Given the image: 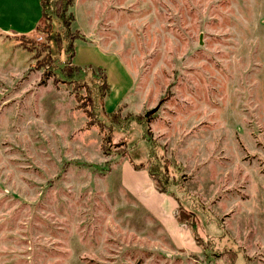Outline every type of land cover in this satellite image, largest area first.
I'll list each match as a JSON object with an SVG mask.
<instances>
[{"label": "rangeland", "instance_id": "1", "mask_svg": "<svg viewBox=\"0 0 264 264\" xmlns=\"http://www.w3.org/2000/svg\"><path fill=\"white\" fill-rule=\"evenodd\" d=\"M68 1L33 35L0 33V264H264V0H74L67 31ZM73 35L134 77L123 95L110 66L113 117L103 77L71 73ZM126 156L204 241L226 237L177 248L123 187Z\"/></svg>", "mask_w": 264, "mask_h": 264}, {"label": "crops", "instance_id": "2", "mask_svg": "<svg viewBox=\"0 0 264 264\" xmlns=\"http://www.w3.org/2000/svg\"><path fill=\"white\" fill-rule=\"evenodd\" d=\"M6 5L0 4V33L14 34L17 36L33 35L43 22V11L41 0H6ZM88 61H79L80 53ZM75 64H92L107 69V81L111 88L110 95L106 99L111 101L113 86L120 84L119 80L111 78L110 66L114 65L115 74L123 76L128 85L123 90V95L133 88L134 77L116 54L108 53L101 45L91 41L88 45L79 44L73 59ZM121 82L123 80L121 79ZM132 86V87H131ZM117 88V87H116ZM119 89L121 87H118ZM133 90V89H131ZM116 107V106H115ZM116 107L115 109H117ZM113 109V108H111ZM114 109V110H115ZM113 110V111H114ZM128 159L124 158L120 167L119 175L121 183L126 191L132 195L137 202L155 219H157L174 245L185 252L197 254L200 248L190 228L184 227L181 222L185 221L181 211L176 215L179 204L175 198L158 190L156 182L152 179L147 168H135L129 165ZM125 171L131 173L128 181H125ZM197 249V250H196Z\"/></svg>", "mask_w": 264, "mask_h": 264}, {"label": "trees", "instance_id": "3", "mask_svg": "<svg viewBox=\"0 0 264 264\" xmlns=\"http://www.w3.org/2000/svg\"><path fill=\"white\" fill-rule=\"evenodd\" d=\"M47 1L48 0H41V2H42V11H43V19H47V23H48V22H50V18H49V15L47 13ZM73 1L74 0H69L67 2V6L71 9V11H69L68 8H65L63 10L62 15L60 16V18L62 19L63 28H65L67 31L75 23V15H74V12H72ZM39 29H40V27L37 29V31H41ZM73 37H74V40H72L70 43L68 42V50L71 51V55H70V59L69 60H70V63L74 66V72H71V73L75 74V70L80 71L81 69H84V70H90V71H93V72H97L103 77L104 85L106 87V91L103 94V102H102L101 106L103 107L102 108L103 114H108V115H111L113 117L116 113H118L116 111H119L120 107H118L115 110V112H113V113L112 112L111 113H107L106 112L105 102H106V99L108 98V96L110 95V91H111L110 85L108 84V81H107V71L105 69H103V68H100V67H93L92 65H90V66H79V65L74 64L73 63V58L75 56L76 46L79 45V44H87L89 41L86 40V38L81 36V35H73ZM49 47H50V45L47 43V45L45 46V49L49 50ZM85 113L88 115V117H91V112L90 111H86ZM124 158L130 159L133 162V166L135 168H137V169H139V168H147L144 165V163L140 162L137 158H134L136 160H134L130 156H126ZM147 169H148L149 174L151 175L152 179L156 182V180L154 178L155 174L152 171V169L151 168H147ZM157 188L162 193L167 192L163 188H159L158 186H157ZM167 194L171 195L173 198H175L177 200V202L179 204V207L176 210V215H178V212L182 211V209H183L181 200L178 197L174 196L173 193H169L168 192ZM191 219L192 220H190V221L189 220L188 221H183L181 223H182V225L184 227L190 228V230H191V232H192L197 244L201 247V249L204 252H205L206 249H208V247L210 245L216 246L217 245V241H219L218 239H223L222 237L225 236V235H222L220 237L215 238V236H209L208 234H206L207 236H205L206 238H204L206 240L204 241L203 238L200 237L199 226L197 227V224H196L197 221L195 220V217L193 216V214H192V218ZM220 254H215L214 253V255L219 256L218 258H221L222 254L221 255ZM193 255L195 256L196 254L193 253Z\"/></svg>", "mask_w": 264, "mask_h": 264}, {"label": "built area", "instance_id": "4", "mask_svg": "<svg viewBox=\"0 0 264 264\" xmlns=\"http://www.w3.org/2000/svg\"><path fill=\"white\" fill-rule=\"evenodd\" d=\"M40 40H41V38H40Z\"/></svg>", "mask_w": 264, "mask_h": 264}]
</instances>
